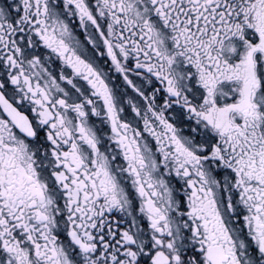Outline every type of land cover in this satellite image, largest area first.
<instances>
[{"label":"snow or ice","instance_id":"obj_1","mask_svg":"<svg viewBox=\"0 0 264 264\" xmlns=\"http://www.w3.org/2000/svg\"><path fill=\"white\" fill-rule=\"evenodd\" d=\"M0 264H264V0H0Z\"/></svg>","mask_w":264,"mask_h":264}]
</instances>
